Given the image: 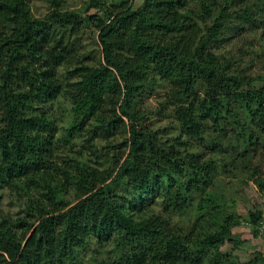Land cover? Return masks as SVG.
I'll list each match as a JSON object with an SVG mask.
<instances>
[{"label": "trees", "instance_id": "trees-1", "mask_svg": "<svg viewBox=\"0 0 264 264\" xmlns=\"http://www.w3.org/2000/svg\"><path fill=\"white\" fill-rule=\"evenodd\" d=\"M29 1L0 0V188L28 197L22 219L0 206V264H264L261 253L241 261L221 250L240 243L238 218L214 189L238 161L264 189L252 160L264 153V75L226 51L231 22H253V10L231 12L235 0H87L77 11L48 0L35 17ZM254 4L264 11V0ZM86 28L102 52L93 65L72 38ZM151 82L166 87L169 128L140 108ZM60 97L73 115L61 137L51 114ZM83 131L95 153L96 139H124L110 146L120 149L112 164L58 155ZM246 221L262 234V209Z\"/></svg>", "mask_w": 264, "mask_h": 264}, {"label": "rangeland", "instance_id": "rangeland-1", "mask_svg": "<svg viewBox=\"0 0 264 264\" xmlns=\"http://www.w3.org/2000/svg\"><path fill=\"white\" fill-rule=\"evenodd\" d=\"M124 0H107L108 3H121ZM142 0H131V4L136 8ZM198 0H188V6L192 8L197 7ZM31 12L35 17H43L50 10V2L48 0H30ZM87 0H65L64 9L85 11ZM130 2V0H129ZM256 0H235V4L231 7L235 12L241 7L253 10V17L255 20L242 21L240 19H233L230 25L235 24V30L229 36L230 42L227 45L226 51L228 55L233 57L239 66L246 69V73L254 78L264 75V11H261L259 5L254 4ZM231 28V27H230ZM79 36V37H78ZM77 37L72 36L74 42L82 44L80 50V57L83 58L87 64H95L99 58H102V52L97 42V32L92 28H86ZM77 38V41L75 40ZM71 41V39H70ZM78 42V43H79ZM99 61V60H98ZM63 78V77H62ZM257 81H259L257 79ZM150 83L151 87H146L143 98L141 99L140 108L149 110L148 116L150 123H153L156 128L164 129L169 128L173 124V118L162 114L160 109L164 105V94L166 87L159 84ZM71 104L64 98L60 97L59 100L52 106L51 114L57 122L59 129V137L62 132L70 124L73 115L70 111ZM168 112V111H166ZM91 135L88 131H83L81 135L75 138L73 145H65L63 140L60 141V151L58 155L62 156H79L78 152L84 154L86 159L95 165L103 162L107 167L112 164V156L117 153L119 148H110L111 145L122 142L124 139L114 138L105 140L104 137L94 140V144L98 151L93 152L94 148L89 147L87 138ZM127 137V136H124ZM123 137V138H124ZM98 153H102L97 156ZM61 160L62 158H57ZM253 164L261 165L260 173L256 176L264 178V153L262 150L257 151V156L253 157ZM98 162V163H96ZM231 173L227 174L226 171H221L220 176L216 180L214 189L221 192L227 198L226 209L232 211L237 216V222L232 229L234 236L237 238L236 242L228 241L225 243L221 250L227 253H233L239 256L241 261H249L254 257V254L264 255V234L254 236L252 232V225L246 220L249 217V210L257 207L263 211L264 220V189H262L252 177L253 168H244V165L237 162V167L230 166ZM28 197L18 194L15 190L8 187L0 188V206L4 216L12 219H22L26 216ZM155 209L159 208L158 204L153 205ZM195 219V213L189 217L181 218L182 222L188 224ZM264 227V226H263ZM263 232L264 228H260ZM238 244V247H235ZM98 248V247H96ZM107 247L103 250V257L108 255ZM107 252V253H106ZM88 260L91 254L88 252Z\"/></svg>", "mask_w": 264, "mask_h": 264}, {"label": "built area", "instance_id": "built-area-1", "mask_svg": "<svg viewBox=\"0 0 264 264\" xmlns=\"http://www.w3.org/2000/svg\"><path fill=\"white\" fill-rule=\"evenodd\" d=\"M263 226H264V224L261 226V228H264ZM262 233L264 234V230H263V232H262Z\"/></svg>", "mask_w": 264, "mask_h": 264}]
</instances>
